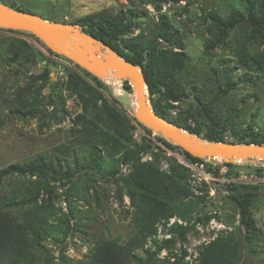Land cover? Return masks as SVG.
Instances as JSON below:
<instances>
[{"label":"rangeland","instance_id":"1","mask_svg":"<svg viewBox=\"0 0 264 264\" xmlns=\"http://www.w3.org/2000/svg\"><path fill=\"white\" fill-rule=\"evenodd\" d=\"M8 1L33 10L45 19L57 22L65 20L68 24H74L73 21L76 19L100 12L114 15H120L124 11L127 15L137 12V27L124 37H140L156 55L166 52L170 56L177 54L184 57L191 71L201 75L200 86L207 85V89L213 90L211 92L213 95L220 84L227 88L223 84L224 73L232 71L233 67L238 65L233 55L232 40L240 31L239 27L229 30L227 43L218 44L221 26L214 18V14L219 13L222 17H228L233 7L245 12L248 0ZM9 30L0 28V169L14 162H28L40 154L56 152L55 147L67 141L74 121L84 113V102L87 101L89 107L86 114L94 117L100 111L93 107L92 100H97L101 106L103 99L114 104L130 119L133 125L130 133L137 146H141L144 141L150 143V148L140 153L142 162H153L157 156L159 169L165 173L170 172L172 160L185 166L172 154L175 150L160 140L162 135L159 132L135 120L136 112L131 98L129 97L131 108L119 102L118 96L124 92L117 94L105 77L85 74L83 67L77 66V63L64 55L48 51L47 46L29 31ZM24 42L29 43L31 49H26ZM94 46L100 47L98 43ZM249 49L253 53L264 50V41L258 39L249 45ZM228 59H232L233 62L226 63L225 60ZM148 60L146 55L145 62ZM160 67L164 70L167 68L166 64L158 61L157 68ZM239 67L234 71L236 85L223 95L225 100L214 108V111L220 114L221 110L218 108L222 106L231 105L234 108L232 113L236 108L240 109V116L233 120L239 125L234 127L229 125L225 130L226 142H237L235 133L250 123L255 130L264 133V77L249 74L245 76V81H240L246 70ZM46 69L49 72L46 73ZM72 73L83 78L93 90L83 81L77 80L79 77L74 78L72 82L69 81ZM120 82L123 89L129 85L130 95H135L132 83L128 79H122ZM98 93L102 95L101 98L98 97ZM188 93L195 96L198 92L189 90ZM148 96L152 107L153 100L166 107L169 113L167 119L176 125L178 124L175 121H183L186 117L190 118V124L196 125L189 113L195 110L192 108L195 103L189 101V98L175 101L162 92H157L151 97L149 91ZM201 128L203 131L207 129L205 124H202ZM197 136L204 138L203 133ZM60 157L67 158L72 165L70 157L67 155ZM236 163L239 167L233 169L229 177L234 176L239 170L264 175L262 162L241 159ZM187 170V183L192 191L189 198L198 200L200 207L189 221L175 216L166 226H163V223L159 224L155 237L158 244L175 236L172 247H163L159 252V258H166L171 253L181 254L186 250L185 261L191 264L202 247L240 232L242 237L248 234L251 242L245 244V240L242 239L239 264H264V183L240 180L214 181L188 168ZM130 172L131 165L122 164L120 173L114 178L94 176L80 183L60 180L59 177L54 178L52 174L47 175V182L52 191L54 190L52 202L55 214L52 212L53 206L50 204L48 192L41 193L38 204L44 210L49 209L52 212L49 216L51 223L62 227L68 222L71 225V230L66 236L60 234L61 239H65L63 242L53 238L46 241L47 247L57 257L56 263H60L58 257L61 249L70 260H82L88 257L99 236L120 237L123 242L134 234L131 226L133 208L129 197ZM36 178L13 175L6 179L7 185L3 191L9 190L8 184L18 186L22 180L33 181ZM241 185L257 187L250 189L253 193L244 197L245 201H248L245 216L252 218L254 224V228L249 231L242 224V209L235 202L232 197L234 193L229 189V186ZM175 221L183 226H189L185 241H181L178 234L174 235L171 232V225ZM153 244V240L150 239L148 246ZM138 252L142 253V250ZM173 257L171 260H174Z\"/></svg>","mask_w":264,"mask_h":264},{"label":"trees","instance_id":"2","mask_svg":"<svg viewBox=\"0 0 264 264\" xmlns=\"http://www.w3.org/2000/svg\"><path fill=\"white\" fill-rule=\"evenodd\" d=\"M0 1L15 9L37 13L8 0ZM125 12L120 15L109 12L90 14L76 19L73 23L80 24L83 31L107 44L125 59L141 65L151 97L157 92H162L175 101L190 99L189 101L195 103L192 107L195 110L189 113L196 125L190 124L188 117L183 121H175L178 125L197 135L203 133V137L208 141H226L225 130L228 126L239 125L234 119L240 116V109L236 108L232 113L234 108L226 105L218 108L221 110L220 114L216 113L214 108L225 100L223 95L236 85L233 77L234 71L238 70L239 66L246 70L240 81H245V76L249 74L264 77V50L253 53L249 49V45L258 39L264 41V0L261 2L248 0L245 4V12L233 7L228 17H222L219 13L214 14V18L221 26L218 44L227 43L229 30L239 27L240 31L232 40L233 55L238 65H235L232 71L224 73L223 84L227 88L220 84L213 95H211L213 90L207 89V85L200 86L201 75L191 71L184 57L177 54L170 56L166 52L156 55L140 37L125 38V35L137 27L138 20L137 12L131 15ZM61 22L67 23L65 20ZM24 47L31 49L27 42H24ZM47 49L52 52L48 47ZM146 55L149 58L148 62H145ZM157 60L161 64H166L167 68L165 70L161 67L157 68ZM225 62H233V60L228 59ZM228 66L229 64L226 68ZM45 72L49 71L46 69ZM83 72L92 75L85 69ZM77 77L79 76L72 73L69 81L72 82ZM77 80L83 81L93 90L83 78L79 77ZM126 87L130 89L129 85ZM189 90L198 93L192 96L188 93ZM97 95L99 98L102 97L100 93ZM92 105L95 109H99L100 113L89 117L86 114L89 108L88 102H84V113L74 121L67 141L55 147L56 152L40 154L28 162H14L0 169V264H58L55 261L57 257L47 247L46 241L53 238L63 242L65 239H61L60 234L66 236L71 230V225L68 222L62 227L51 223L49 219L50 213L55 214V208L52 202L54 190L52 191V187L50 188L47 182L48 174H52L54 178L59 177L60 180L66 179L77 183L85 182L94 176L111 179L120 173L122 164L131 165L128 181L133 208L131 226L134 234L123 242L120 237L99 236L88 257L82 260H70L61 249L59 262L61 264H190L185 261L186 250L181 254L171 253L166 258H159V252L163 247H172L175 236L164 240L162 244L155 241L159 224L163 223V226H166L175 216L189 221L200 207L198 200L189 198L192 191L187 183V168L172 160L170 172H162L158 166L157 156L153 162H142L140 153L142 150H148L150 143L144 141L141 146L134 143L130 133L133 125L126 114L107 99H103L101 106L98 105L97 100H92ZM153 108L159 115L169 118L166 107L161 103L153 100ZM202 124L207 128L204 131L201 128ZM235 135L237 142L240 143L264 144V133L255 130L251 123ZM160 140L169 148L182 151L192 160H202L164 137H160ZM63 155L71 158L72 165L70 160L60 157ZM228 165L229 174L239 167L237 163L228 162ZM13 175L37 178L33 181L22 180L18 186L8 184L9 190L3 191L7 185L6 179ZM229 189L234 193L232 197L235 202L242 209V224L249 231L254 228V224L252 218L245 216L248 201L246 202L244 197L253 193L250 189L257 187L241 185L229 186ZM44 191L50 194L52 212L49 209L44 210L38 204V199ZM64 214L66 217V213ZM170 230L174 235L178 234L181 241H185L189 226H183L175 221ZM150 239L154 244L148 246ZM242 239L245 240V244L251 242L248 234L242 237L240 232L229 235L228 238L218 239L202 247L191 264H239ZM139 250H142V253H139ZM172 256L174 260H171Z\"/></svg>","mask_w":264,"mask_h":264},{"label":"water","instance_id":"3","mask_svg":"<svg viewBox=\"0 0 264 264\" xmlns=\"http://www.w3.org/2000/svg\"><path fill=\"white\" fill-rule=\"evenodd\" d=\"M0 28L29 31L49 49L66 56L97 77H104L113 70L120 80L128 79L138 99V109L134 115L136 120L159 132L166 140L180 146L192 156L219 157L231 163H239L241 159L264 163V144L208 141L159 115L151 105L142 66L125 59L110 46L83 31L80 24L51 21L0 1ZM95 43L99 44L98 49L94 46ZM105 51L109 54L103 58L101 56ZM144 86L147 94L144 93ZM129 94V89L125 88L124 94L118 96V101L131 108Z\"/></svg>","mask_w":264,"mask_h":264},{"label":"built area","instance_id":"4","mask_svg":"<svg viewBox=\"0 0 264 264\" xmlns=\"http://www.w3.org/2000/svg\"><path fill=\"white\" fill-rule=\"evenodd\" d=\"M172 153L177 157L192 172L203 176L207 179L224 182L228 181H244L250 183H264V175L248 173L244 170H239L234 176L229 177L230 166L228 162L219 157L201 158L202 160H192L188 158L182 151L176 150ZM232 173V172H231Z\"/></svg>","mask_w":264,"mask_h":264},{"label":"bare ground","instance_id":"5","mask_svg":"<svg viewBox=\"0 0 264 264\" xmlns=\"http://www.w3.org/2000/svg\"><path fill=\"white\" fill-rule=\"evenodd\" d=\"M98 49V47H96ZM109 52L106 51L104 52V54L101 56L103 58H106L108 56ZM105 79L115 88L117 94H121L124 92V89L123 87L121 86V82L119 80V78H117L114 74V71L111 70L110 72L106 73L104 75ZM144 93L147 94V88L146 86H144ZM129 97L131 98L132 100V104H133V107L135 109V112L137 111L138 109V99L136 97V94L135 95H130L129 94Z\"/></svg>","mask_w":264,"mask_h":264}]
</instances>
